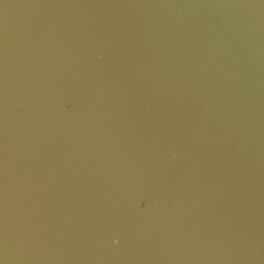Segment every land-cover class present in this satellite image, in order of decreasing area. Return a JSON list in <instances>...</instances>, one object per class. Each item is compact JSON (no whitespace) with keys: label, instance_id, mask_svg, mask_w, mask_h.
I'll return each instance as SVG.
<instances>
[{"label":"water","instance_id":"obj_1","mask_svg":"<svg viewBox=\"0 0 264 264\" xmlns=\"http://www.w3.org/2000/svg\"><path fill=\"white\" fill-rule=\"evenodd\" d=\"M0 264H264V0H0Z\"/></svg>","mask_w":264,"mask_h":264}]
</instances>
